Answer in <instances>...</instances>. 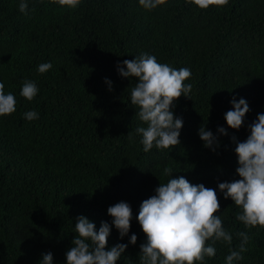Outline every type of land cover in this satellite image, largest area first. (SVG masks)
<instances>
[{
    "label": "trees",
    "instance_id": "trees-1",
    "mask_svg": "<svg viewBox=\"0 0 264 264\" xmlns=\"http://www.w3.org/2000/svg\"><path fill=\"white\" fill-rule=\"evenodd\" d=\"M20 2L0 0V82L16 98V111L0 117V264H39L48 252L53 264H67L81 215L97 231L109 223L106 250L128 245L117 264H139L146 241L136 219L140 205L160 180L179 176L216 189L217 215L233 237L231 245L217 241L216 255L198 264H226L230 248L240 250V232L249 237L248 250L233 264H264V227L239 221L242 209L218 188L240 179L236 142H244L249 125L264 114V0H228L207 9L166 0L152 10L139 0H80L75 8L24 0L26 13ZM142 53L191 71L184 82L191 84L190 98L182 95L172 109L183 119L173 148L145 152L136 131L146 127L131 104L138 80L121 77L117 65ZM43 63L52 68L40 73ZM25 80L38 88L31 101L20 95ZM233 98L250 108L239 130L224 119ZM33 110L38 119H25ZM202 126L218 137L215 151L204 146ZM221 126L228 136L218 132ZM165 167L171 175H163ZM119 202L133 211L123 239L107 211Z\"/></svg>",
    "mask_w": 264,
    "mask_h": 264
},
{
    "label": "clouds",
    "instance_id": "clouds-1",
    "mask_svg": "<svg viewBox=\"0 0 264 264\" xmlns=\"http://www.w3.org/2000/svg\"><path fill=\"white\" fill-rule=\"evenodd\" d=\"M61 6L75 8L80 0H54ZM166 0H139V5L146 10L155 9ZM201 9L211 5L224 6L228 0H190ZM19 11L26 13L28 4L21 0ZM52 68L51 63L38 66L40 73ZM119 75L123 78H137L138 82L131 88V104L136 106V116L146 127L136 131L142 135L143 150L149 152L153 146L167 149L180 143L179 137L183 128V119L176 118L173 112L174 103L183 95L189 97L191 84L184 82L190 78L191 71L184 67L175 69L166 63H159L155 55L142 53L134 60H124L117 65ZM126 68V70H125ZM109 90L112 82L106 80ZM5 85L0 82V117L16 111V98L9 92L5 94ZM37 85L25 80L20 95L31 101L37 95ZM190 98V97H189ZM233 110L225 113L224 119L228 127L239 130L244 118L250 111L247 100L241 98L231 101ZM24 118L31 121L38 119L36 111L25 112ZM250 135L244 142H236L235 152L239 167L236 172L240 179L232 182L218 183L225 199L231 198L236 206L242 209L237 219L247 227H264V114L249 125ZM218 132L228 136L224 127ZM199 136L206 148L213 151L220 146V141L212 131L205 127L199 130ZM172 174L171 167H165L163 175ZM160 180V179H159ZM221 205L216 189L203 184L194 185L184 176L171 178L161 182L155 189V195L145 199L139 209L138 220L146 241L140 245L139 264H198L205 256L214 257L217 241L228 245L232 243V235L223 228L222 219L217 213ZM113 218L112 224L123 239L129 234L133 211L129 203L119 202L108 208ZM75 231L78 233L72 240V247L66 252L67 264H117L126 251L127 244H117L106 250L111 226L102 222L99 231L87 217L75 218ZM242 237L240 250L230 248L226 264L243 259L241 253L248 249V235L240 232ZM211 240V244L207 242ZM137 235L132 234L130 243L135 245ZM39 264H53L51 252L42 254Z\"/></svg>",
    "mask_w": 264,
    "mask_h": 264
}]
</instances>
